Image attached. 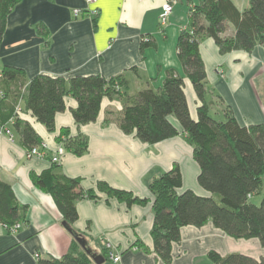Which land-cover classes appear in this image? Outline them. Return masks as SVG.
<instances>
[{
    "label": "crops",
    "instance_id": "crops-1",
    "mask_svg": "<svg viewBox=\"0 0 264 264\" xmlns=\"http://www.w3.org/2000/svg\"><path fill=\"white\" fill-rule=\"evenodd\" d=\"M203 1L97 0L88 4L85 0H21L7 15L0 44V68H21L28 79L36 74L67 79L124 74L131 94L148 84L162 86L167 70L175 69L184 77L191 115L197 118L202 102L182 68L177 43L181 31L189 26L191 12ZM233 1L240 10L249 4V0L242 4ZM166 2L173 9L162 25L160 13ZM76 8L82 10L78 16L74 15ZM93 8L98 9V14H90ZM40 24L46 26L47 33L38 30ZM234 32L230 23L225 35L232 36ZM149 38L152 44L141 50V43ZM199 50L207 72L209 111L208 102L214 101L218 104L216 113L224 119L226 109H230L243 125L263 123L264 46L221 52L215 40L205 36ZM12 97L8 94L5 99L0 95V106ZM65 101L66 109L55 115L53 131L26 109L24 99L19 101V116L29 121L47 143L45 158L27 157L20 133L9 125L11 137L0 127V180L8 182L18 202L27 206L17 230H10L0 221V264H38V254L61 257L73 245L74 238L62 225L63 216L53 197L35 186L30 177L32 171L41 172L53 164L50 155L60 145L57 136L63 127L69 128L71 136L82 134L88 138L84 154L66 151L57 163L65 174L80 179L81 188L97 189V182L104 180L149 199L131 206L103 192H98L95 199H77L79 217L74 229L87 239L93 251L104 256L108 251L105 243L109 242L111 251L120 256L118 262L104 256L100 264H211L207 258L210 250L222 255L238 251L264 257L258 238L231 237L208 220L200 227L182 226L181 240L172 247V261L162 260L153 248V195L148 186L176 162L183 175L178 192L192 189L197 194L210 195L198 182L200 167L193 157V146L182 130L179 135L154 144L141 141L134 133L126 134L114 119L123 108L120 99L104 97L97 119L85 124L74 120L76 99L67 95ZM108 112L112 119L106 123ZM89 264L97 263L92 260Z\"/></svg>",
    "mask_w": 264,
    "mask_h": 264
},
{
    "label": "trees",
    "instance_id": "trees-1",
    "mask_svg": "<svg viewBox=\"0 0 264 264\" xmlns=\"http://www.w3.org/2000/svg\"><path fill=\"white\" fill-rule=\"evenodd\" d=\"M20 1L0 0V44L7 15ZM230 23L235 32L227 36L225 32ZM38 30L47 33L43 24ZM205 36L212 37L221 52L250 51L256 45L264 46V0H249L243 10L233 0H204L191 12L189 26L181 31L177 47L182 68L202 102L197 118L191 115L184 77L175 69L167 70L162 86L155 88L148 84L131 94L124 74L111 78L95 74L68 79L36 74L28 79L21 68L10 65L0 68L1 95L5 99L8 94L13 95L10 102L0 106V127L3 131H11L9 125L15 128L27 150L42 140L32 124L19 116L20 99L25 100L26 109L50 131L55 130V115L66 109L67 95L77 101L72 109L77 124L95 121L103 98L108 97L120 99L123 104L114 118L119 127L126 134L134 133L143 142L154 144L175 137L182 130L186 141L193 146V157L200 167L198 182L210 195H200L192 189L178 192L183 185V175L176 162L150 181L153 248L167 263L173 259V244L181 240V227H200L208 220L231 237L258 238L264 247V196L260 204L251 201L263 185L264 122L243 125L230 109H226L224 120L210 115L206 102L207 72L199 50ZM151 44L152 38L143 41L141 50ZM110 114L108 112L105 118L106 123L112 119ZM57 140L76 155L88 149L87 136H71L67 127L61 129ZM30 177L35 186L53 197L63 221L72 227L79 217L76 204L79 198L95 199L99 197L98 192H103L124 201L127 206L149 200L104 180L97 182V189L81 188L80 179L68 176L56 163L41 172L32 171ZM26 210L27 206L18 202L11 185L0 180V221L12 230L14 224L23 221ZM207 258L211 264H264L263 256L256 258L238 251L222 255L210 250ZM91 261V256L75 238L61 257L37 255L38 264H89Z\"/></svg>",
    "mask_w": 264,
    "mask_h": 264
},
{
    "label": "built area",
    "instance_id": "built-area-1",
    "mask_svg": "<svg viewBox=\"0 0 264 264\" xmlns=\"http://www.w3.org/2000/svg\"><path fill=\"white\" fill-rule=\"evenodd\" d=\"M85 1L88 4H92V3H95L97 0H85ZM172 9H173V5L170 2H166L163 5L162 12L160 13V21H161L162 25L166 23V21L168 19V15L172 11ZM73 11H74V15L75 16H78L82 12V10L79 9V8H76ZM90 14L91 15L98 14V9L97 8L91 9L90 10ZM0 95H1V92H0ZM4 131H5V133L9 134V136L12 137L10 129H5ZM47 150H48L47 143L41 141L39 144H37V145L33 146L32 148H30L29 150H27L26 155L29 158H31V157L45 158L48 155V151ZM64 153H65V148H64V146L62 144H60L58 146V148L51 153L50 160L52 162H54V163L60 162L61 159H62V156L64 155ZM20 226H21V223L17 222L16 224H14L12 226L11 229L12 230H17ZM105 244H106V249L108 250L107 251V255L109 257H111L114 262H118L119 259H120L119 254L118 253H113L111 251V247H112L111 243L107 242Z\"/></svg>",
    "mask_w": 264,
    "mask_h": 264
},
{
    "label": "water",
    "instance_id": "water-1",
    "mask_svg": "<svg viewBox=\"0 0 264 264\" xmlns=\"http://www.w3.org/2000/svg\"><path fill=\"white\" fill-rule=\"evenodd\" d=\"M62 225L71 233V235L76 239V241L81 245V247L91 256L92 260L100 264L105 260L103 254H99L91 249L88 244L87 239L80 233H78L71 225L66 221H62Z\"/></svg>",
    "mask_w": 264,
    "mask_h": 264
},
{
    "label": "rangeland",
    "instance_id": "rangeland-1",
    "mask_svg": "<svg viewBox=\"0 0 264 264\" xmlns=\"http://www.w3.org/2000/svg\"><path fill=\"white\" fill-rule=\"evenodd\" d=\"M242 1H243V0H239V1H238L239 4H242ZM244 1H245V0H244ZM246 1H247V0H246ZM220 74L223 75V71H220ZM263 79H264V76L262 77L261 81H262ZM261 92H262V90H261ZM1 96H2V95H1ZM208 103H209V106H210V111H209L210 115L213 116L214 118L218 119V120H224V117H223L222 115H219V113H216L217 110H216L215 107H216L218 104H216L214 101H209ZM60 144H62V145L64 146V148H65V153H66L67 149H66L64 143H63V142H60ZM65 153H64V154H65ZM62 157H63V156H62ZM51 162H52V161H51ZM53 163H54V162H53ZM57 163H59V162H57ZM57 163H56V164H57ZM100 190L103 191L102 189H100ZM263 196H264V178H263V185H262V187H261L260 192H259V193H255V194L252 196L251 201L254 202V203H256V204H260V202H261ZM19 223H21V222H19Z\"/></svg>",
    "mask_w": 264,
    "mask_h": 264
}]
</instances>
